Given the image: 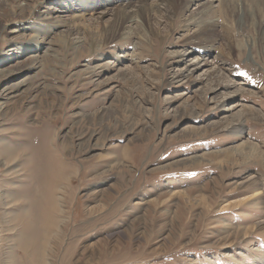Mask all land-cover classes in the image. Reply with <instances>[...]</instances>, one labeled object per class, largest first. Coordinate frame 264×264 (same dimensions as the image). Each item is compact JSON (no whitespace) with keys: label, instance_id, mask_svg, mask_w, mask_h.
<instances>
[{"label":"rangeland","instance_id":"1","mask_svg":"<svg viewBox=\"0 0 264 264\" xmlns=\"http://www.w3.org/2000/svg\"><path fill=\"white\" fill-rule=\"evenodd\" d=\"M174 1L122 38L124 0H0V264H264V0L193 46L219 0Z\"/></svg>","mask_w":264,"mask_h":264},{"label":"bare ground","instance_id":"2","mask_svg":"<svg viewBox=\"0 0 264 264\" xmlns=\"http://www.w3.org/2000/svg\"><path fill=\"white\" fill-rule=\"evenodd\" d=\"M114 1H117V0H114ZM119 2H120V0H118ZM124 1H127L126 3H125V6L123 5V6H121L119 9V11L120 12H122L121 13V15L122 14H124V18H125V22H124V24H123V27H122V29H121V33H122V38H127V37H130V35H133L134 33H133V30L134 29H136L137 28V26L139 27H141V26H145V25H147L149 28H152V24H153V22H156V20H155V16H154V10L156 9V5L158 4L159 5V3H160V1L161 2H165V4H166V8L167 9H173L174 11H176L177 9H178V7L175 5V1L174 0H154V1H151V0H124ZM191 3L192 2H197V0H189ZM188 1V2H189ZM181 2V1H180ZM187 2V3H188ZM182 3V2H181ZM219 3H220V6H218L219 8L218 9H213V7L212 8H209V9H203V10H201V11H199V12H201V13H199L198 14V18H196V19H194L190 24H192V26H195L196 28H195V30H194V32L192 33V34H188V37L184 40L186 43H188V44H191V46H193V45H195V44H193L194 42H193V40H195V36H197V35H199V36H201V37H203L204 38V40L205 41H197L198 43L199 42H201V43H205V42H212V41H215L216 39L218 40V37H219V33H217V35H218V37L217 36H215L216 34H215V31H217L218 30V28H217V26H218V24H217V22L216 21H214V19H211V18H214L215 16H213V15H215V14H219V16H222L221 15V13H223L224 15L227 13V14H229V16H231L234 20L236 19H238L236 16L238 15V13H240V11L243 9V7H245L244 6V3H243V5H241V4H237V2H235L234 0H219ZM239 3V2H238ZM247 3V2H246ZM203 5V4H202ZM223 6V9H221V7ZM206 7V6H205ZM211 7V6H210ZM255 7V6H254ZM204 8V7H203ZM246 9H249V7H245ZM187 9V5H185V6H183V7H181V11L182 12H184V10H186ZM257 9V8H256ZM172 10V11H173ZM244 10V9H243ZM120 12H118V13H120ZM102 13V12H101ZM106 13V12H105ZM114 13V12H113ZM179 13V12H178ZM176 14H177V12H176ZM226 14V15H227ZM246 15H247V13H245ZM113 15V14H112ZM115 15V14H114ZM172 15V14H171ZM196 15V14H195ZM240 15V14H239ZM228 16V15H227ZM244 16V15H243ZM75 17V16H74ZM114 17V16H113ZM135 17H138V18H141V22L139 23V24H137V25H133L132 24V22L134 21V18ZM177 17V16H176ZM208 17V19H206V18ZM209 17H210V19H209ZM216 17H218V15L216 16ZM245 17V16H244ZM250 17V18H249ZM248 18V20H247V23L249 24V25H254L253 23L255 22V21H253L254 20V15L252 14V15H250V16H248L247 17ZM263 18V17H262ZM75 19H77V17H75ZM79 19V18H78ZM77 19V20H78ZM83 20H84V18H82ZM171 19V18H170ZM189 19V18H188ZM100 20H101V18H100ZM198 20H199V22H198ZM246 20V19H245ZM85 21H87V20H85ZM104 21V20H103ZM53 22H57L56 20H54ZM121 22V21H120ZM173 22V21H172ZM101 23V22H100ZM168 23H170V22H168ZM257 23H258V21H257ZM114 24V23H113ZM143 24V25H142ZM156 24V23H155ZM115 25V24H114ZM113 25V26H114ZM118 25V24H117ZM187 25V24H186ZM185 25V26H186ZM78 26V25H77ZM81 26V25H80ZM171 26V25H170ZM169 26V27H170ZM255 26V25H254ZM106 27V26H105ZM105 27H103V28H105ZM136 27V28H135ZM139 27V28H140ZM143 28V27H142ZM142 28H141V30H142ZM256 28H257V26H256ZM110 29V28H109ZM48 30H50L51 31V29H48ZM89 30V29H88ZM140 30V29H139ZM146 29L144 28V31H145ZM256 30V29H255ZM17 30H13L12 32H16ZM47 31V30H46ZM74 31H76V34L75 35H79V34H81V31H80V29H78L77 27H75V29H74ZM107 31H108V28H107ZM149 31V30H148ZM136 32H137V30H136ZM109 33V32H108ZM138 33V32H137ZM145 33H146V31H145ZM144 32H143V34L142 35H144L145 34ZM154 33V32H153ZM159 33V32H158ZM84 34V33H83ZM156 34V33H155ZM154 34V35H155ZM163 34V33H162ZM69 36H70V34H69ZM68 36V40H70V39H72V37L70 38ZM71 36H73V35H71ZM150 36V35H149ZM155 36H157V34L155 35ZM258 36V35H257ZM63 37V36H62ZM78 37H80V36H78ZM77 37V38H78ZM108 37V36H107ZM159 37V36H158ZM161 37H163L162 35H161ZM220 37H222V35H220ZM263 35L260 37L259 36V39L261 38V39H263ZM60 38V37H59ZM81 38H82V36H81ZM224 38H225V36H224ZM40 39H41V36L38 34V35H34V37H33V40L32 41H34V42H36V43H39V41H40ZM146 39H147V37H146ZM212 39V40H211ZM258 39V40H259ZM211 40V41H210ZM229 39H227V41H228ZM249 40V39H248ZM257 40V41H258ZM59 41H60V39H59ZM106 41V40H105ZM104 41V42H105ZM255 41L256 40H253V41H251V39L249 40V41H247V43L249 44V45H254V43H255ZM62 43V42H61ZM103 43V42H102ZM213 43V42H212ZM257 43V42H256ZM259 43V42H258ZM263 43V42H262ZM95 45V44H94ZM205 45H208V44H205ZM238 45V44H237ZM63 46V45H62ZM91 47H93V46H91ZM225 47L229 50V52H232V50H234V47H232L229 43H225ZM244 48H246V44H243L242 43V45L240 44V45H238V47H237V51H238V53L240 54L241 53V51H243L244 50ZM201 50L202 51H205V52H207V53H209V52H212V50H213V48L212 47H205V48H201ZM225 50V49H224ZM236 50V49H235ZM186 54V53H185ZM227 54H228V52H227ZM232 54V53H231ZM184 55V54H183ZM183 55H179V62H187L186 60H187V57L185 58V57H183ZM230 55V54H229ZM177 58V57H176ZM197 58V57H196ZM191 64V63H190ZM201 64H211V63H208L207 61H206V59L205 58H198V61H196L195 63H192L189 67H186L187 69H186V72H187V75H185L184 77H186V76H188V73L190 74V72H192V70H196L198 67H200L201 66ZM189 65V64H188ZM100 66V65H99ZM103 66H105V65H103ZM138 66V65H137ZM141 67V66H140ZM191 67H193V68H191ZM137 68V67H136ZM139 68V67H138ZM94 69V68H93ZM134 69V68H133ZM153 69V68H152ZM151 69V70H152ZM130 70V69H129ZM94 71H96V70H94ZM124 71V70H123ZM142 70H140L139 72H141ZM184 71V70H183ZM153 72H154V70H153ZM177 72V71H176ZM180 72V71H179ZM178 72V74L176 75L177 76V78L178 77H180V76H182L183 74L182 73H179ZM211 72V71H210ZM209 72V75H208V78H210V80L211 81H213V80H217V82H218V75H215V73L217 72V70H215L213 73L211 72L210 73ZM93 73V72H92ZM133 73H135V72H133ZM142 73H144V72H142ZM141 73V74H142ZM95 74V73H94ZM124 74V73H123ZM176 76H174V77H176ZM221 76V75H220ZM146 77V76H145ZM221 78V77H220ZM223 79V78H222ZM186 80H187V78H186ZM185 80V81H186ZM222 82V81H221ZM220 82V83H221ZM230 82H231V80H226V84H224V85H226V87L228 88V87H230L232 84H230ZM213 83V82H212ZM99 84V83H98ZM103 85V84H102ZM213 85H215V86H213V87H211V92H217L216 90H217V85L215 84V81H214V83H213ZM219 85V84H218ZM233 86V85H232ZM98 87V86H97ZM220 87V86H219ZM44 91V90H43ZM236 91V90H235ZM235 91H234V93H235ZM226 94V93H225ZM229 96V95H228ZM226 97V96H225ZM224 98V97H223ZM207 101V100H206ZM201 102V101H200ZM208 102V101H207ZM203 105V104H202ZM217 105H219L220 107H221V109H223V110H226V109H231L232 107L234 108V106H229V101L226 99V98H224V99H220L219 100V102H217ZM187 106V105H186ZM197 107V106H196ZM195 107V108H196ZM200 107V106H199ZM244 107V106H243ZM250 107H248V110H250L249 109ZM243 110L245 111V108H243ZM246 110H247V108H246ZM247 110V111H248ZM107 112V111H106ZM251 112V111H250ZM254 112V111H253ZM258 112V111H257ZM257 112H256V114H257ZM98 113V112H97ZM242 113H244V112H242ZM245 114V113H244ZM248 114H249V111H248ZM247 114V115H248ZM259 114V113H258ZM252 115V114H251ZM97 116V115H96ZM100 116V115H99ZM241 116V115H240ZM259 117V116H258ZM257 117V118H258ZM236 119V118H235ZM242 119V118H241ZM222 120V119H221ZM238 120V119H237ZM224 121V120H223ZM231 122H233V121H231ZM229 120H227L226 121V124H227V126H228V128L229 129H231L234 133L235 132H237V133H240L241 132V128H242V121H239L238 120V122L237 123H231ZM235 124V125H234ZM226 126V127H227ZM205 129H207V127H204ZM197 129V128H196ZM209 129V128H208ZM145 131H146V129H144ZM186 131V130H185ZM200 131V130H199ZM204 132V131H203ZM191 133V132H190ZM194 133V132H193ZM196 133H199V132H197L196 131ZM241 134V133H240ZM258 147V146H257ZM236 150H238L239 152H240V154H242L243 156L242 157H244L245 159H247V158H250V160H251V158L252 159H256L257 161H263V163H264V154L263 153H261L255 146H253V145H250V144H247V143H240V145L239 146H237V148H236ZM233 151V150H232ZM230 152V151H229ZM235 152V151H234ZM238 152V153H239ZM217 153V152H216ZM223 154V153H222ZM228 154V153H227ZM230 154V153H229ZM194 156V155H193ZM192 156V157H193ZM225 156V155H224ZM228 155H226V157H227ZM230 156V155H229ZM228 158V157H227ZM232 158V157H231ZM227 160V159H226ZM225 163V162H224ZM221 164V163H220ZM57 172V171H56ZM67 174V173H66ZM53 175V174H52ZM51 175V176H52ZM50 178V177H49ZM52 178H53V176H52ZM259 178V177H258ZM258 178H250V179H252V180H248L249 181V184L248 185H252V184H255L257 181H258ZM260 179V178H259ZM54 180V179H53ZM65 180V179H64ZM57 185V184H56ZM52 186V185H51ZM258 191V190H257ZM256 192V191H255ZM260 194V192H256L255 193V196H258ZM254 196V197H255ZM253 197V198H254ZM254 203V202H253ZM54 205V204H53ZM57 207L55 208V213H57L58 215H59V211L57 212ZM46 211H48V210H46ZM45 211V212H46ZM50 211H53V210H49V212ZM63 212V211H62ZM61 212V213H62ZM54 213V212H53ZM50 214V215H52V217L54 218V216L53 215H55V214ZM48 214V213H47ZM61 216V215H60ZM48 217H50V216H48ZM48 217L46 218V219H48ZM50 220H52V221H49V222H47V225H45L46 224V221L44 222V225H42V229L43 228H45L46 227V229H47V226H50L52 229H54L56 226H57V220L55 219H50ZM60 220V219H59ZM58 220V221H59ZM41 221V220H40ZM65 225V224H64ZM66 227V226H65ZM41 230V229H40ZM44 230V229H43ZM56 230V229H55ZM63 231V230H62ZM62 231H60V232H62ZM59 232V231H58ZM38 234V236L40 235V233L38 232L37 233ZM58 234H60V233H58ZM60 236V235H59ZM62 237V236H61ZM35 238V237H34ZM41 238H42V236H41ZM57 238V237H56ZM58 240V239H57ZM39 241V239L36 241V243ZM52 241H53V239H52ZM31 243H34L33 241H30ZM30 243V244H31ZM59 243H60V241H59ZM41 244V246H42V244H43V242L42 243H40ZM58 244V243H57ZM37 245H38V243L37 244H35V245H33V246H36V248H37ZM39 246V245H38ZM33 248V247H32ZM40 249H41V247H40ZM34 253H36V252H34ZM41 253V252H40ZM40 255V254H39ZM33 257H34V255H33Z\"/></svg>","mask_w":264,"mask_h":264}]
</instances>
